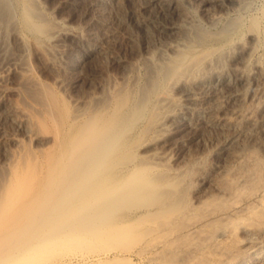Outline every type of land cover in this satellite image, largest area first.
I'll return each mask as SVG.
<instances>
[{
	"label": "bare ground",
	"instance_id": "6f19581e",
	"mask_svg": "<svg viewBox=\"0 0 264 264\" xmlns=\"http://www.w3.org/2000/svg\"><path fill=\"white\" fill-rule=\"evenodd\" d=\"M48 1L0 0L21 101L6 103L0 74L13 130L0 143V264H264V0H131L143 1L127 19L136 38L101 20L125 57ZM83 3L103 15L123 0L57 5ZM65 39L84 49L70 69L101 57L118 71L71 102L28 64L62 66ZM42 135L50 145L33 150Z\"/></svg>",
	"mask_w": 264,
	"mask_h": 264
},
{
	"label": "rangeland",
	"instance_id": "374dc122",
	"mask_svg": "<svg viewBox=\"0 0 264 264\" xmlns=\"http://www.w3.org/2000/svg\"><path fill=\"white\" fill-rule=\"evenodd\" d=\"M56 1H57V3H56ZM60 1L62 2V0H60ZM142 2L143 1L123 0V4L120 7L119 12H117L115 14L113 12L111 13L110 11H107L103 15H100L97 12L95 13L94 11H90L89 9L87 11L86 10L87 9V5L85 3L82 4L83 6H81V9L78 12L74 13V12L71 11V14H70V10H68L66 8H65V10H63L64 8L58 7L59 5H57V4L59 3V0H49L47 2L46 6L49 4L47 7L50 6L49 8H53V10H55L54 11V15H55V17H56V19L58 21L60 20L59 22H61V21L70 22L73 26L81 28L82 30H84L85 34H94L95 36L91 37V38H93V40L91 38H89L91 43H94V44H97V45H100V46H103V47H109L113 51V54L115 56L125 57V56H127L126 52L124 51L123 48H121L119 46V43L116 40L110 39L109 42L107 41L108 43L105 41V39H104L105 38V35H104L105 33L102 30V28H101V23H102V21L111 23L113 28H116L117 30H119L120 37H124L126 35H128V36L133 35V37H134V35H135L134 38H136L137 37L136 36L137 33H135L136 31H134V29L132 30V28L130 26H128L127 19H128V15L129 14H134V13L138 12V10H139L138 8H140V5L142 4ZM59 11H61V12H59ZM98 25H100V26H98ZM2 30L5 31L4 32L5 34L8 31L4 27H2V28L0 27V31H2ZM4 33L1 34V32H0V45H1L0 46V51H1V48H2V50L5 51V49L3 48L4 46H5V48L7 46L8 50H9V53L8 52L6 53L8 56L5 55L4 51H1V54L6 56L5 59H7V60H5L3 65L0 64V74H2L4 72H6V73L8 72L9 73V74L7 73L8 74L7 75L8 79H6L7 81L4 84V87L7 88L8 91H9V93L7 94V96L5 98V101H6V103L8 105L9 104H11V105L12 104H20L21 101H19V99H17L19 97H17L15 94L11 93V90L14 89V87L16 88V75H14L15 74L14 70L15 71L17 70V65L15 64V62L18 65H20V63L16 60V56L19 54V50H18L19 46H17L18 44L16 45L17 42H16L14 36L12 35V33H10V31H8L6 35ZM128 33H130V34H128ZM1 37H3V38H1ZM7 37H9V38H7ZM141 39H143V38H141ZM6 41H8V42H6ZM62 46H63V49L66 51L67 54L63 57V59H61L63 64H61L62 62L59 61L60 65H62V66H59L57 69H51L49 66L46 65V61H45V59L43 57H41V56L34 57L32 55V53H30L31 56L29 55L30 59H28V61H29L28 64L31 66V67L30 66L29 67L32 68L31 70L33 71V75L37 78V80L39 82H41L43 84L46 83L45 85L50 86V87L53 86L55 88L54 89L55 91L57 89L56 92H58V90H59L58 93L59 94L63 93L62 96L67 101L71 102L70 99H72V101H73V98L76 100L78 98L84 97L85 92L88 91V89H91V90L94 89V85L97 84L96 82L101 80V77H106L108 74L110 76L111 75H113V76L117 75V72H118L117 69L111 63L108 65L109 62L105 61L101 57H96V58L92 59L90 62H88V64H85L86 66L83 65V66H80L78 69H75L76 71L73 70V69H70L72 67L71 65L73 63L72 56H74V54H75L74 53L73 55H71L70 52L77 50L79 53H83L84 49L81 48L80 46L76 45L75 43H72V41H70L68 39L63 40ZM7 48H6V51H7ZM73 48H76V49L73 50ZM13 57H15V62L13 61L14 64L11 62ZM41 58H43V59H41ZM71 58H72V60H71ZM6 61H7V63H6ZM30 61H32V62L30 63ZM10 62L12 63L13 66L16 65L14 67L15 69H11V68H13V66L10 64ZM5 63H6V66H5ZM61 67H63V68H61ZM8 68H10L11 70L10 69L8 70ZM11 71H13L14 74ZM115 73H116V75H115ZM104 74H105V76H104ZM94 76H95V78H94ZM55 82L56 83L59 82V83L56 84ZM53 83H55V84H53ZM55 85H57V87L59 86V89ZM9 101H10V103H9ZM10 126H11V124H9V123H5V125L0 123V129L2 128L1 129L2 131L1 130L0 131H1V133L3 132V135H1L2 137H0V143L1 144L4 143V142L6 144V142L8 140L7 136H10L12 134L11 131H13V130H11L12 128ZM3 127H5V128H3ZM17 134H20V133H17ZM215 134L213 135V133H212L210 135L211 138H217L216 137L217 135H215ZM42 136H43V138H40ZM42 136L39 137L40 140L37 142V145L40 146V147H38L36 145H32L31 147H32L33 150L36 149V151H37V149H38V151H39V150H42L44 147H47V145L45 144L46 141H47V138L49 139L47 141V144H48V146L50 145V143H48L50 141L49 136H44V135H42ZM42 142H43V145H42ZM7 145L8 144H6L5 146H7ZM0 156H1V152H0ZM82 259H83V261H82ZM65 260L66 261L68 260V261L66 262ZM77 260H79V261H77ZM90 260L92 261L93 259H91V258L89 259V258H86V257L85 258L65 257V258L59 259L57 261V264H67V263L68 264H84V263L85 264H89V263L91 264Z\"/></svg>",
	"mask_w": 264,
	"mask_h": 264
}]
</instances>
